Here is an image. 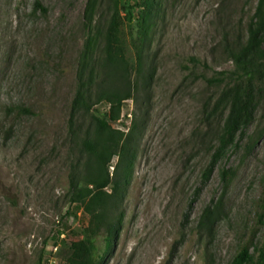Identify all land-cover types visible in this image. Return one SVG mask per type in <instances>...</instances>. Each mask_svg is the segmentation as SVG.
<instances>
[{
  "label": "rangeland",
  "instance_id": "rangeland-1",
  "mask_svg": "<svg viewBox=\"0 0 264 264\" xmlns=\"http://www.w3.org/2000/svg\"><path fill=\"white\" fill-rule=\"evenodd\" d=\"M91 1L0 0V264H36L40 257L62 264L88 225L70 204L68 176L79 155L76 141L93 129L81 114L70 127L82 52L102 28L87 26ZM94 3V20H108L110 0ZM120 3L123 17L128 4ZM258 3L162 1L146 43L149 79L110 124L124 133L134 126L133 159L118 237L104 264H231L243 246L257 254L264 238V102L208 172L227 111L223 103L215 112L220 93L206 79L232 69L221 47L224 33L245 38ZM131 35L135 22L122 28L119 44L134 65ZM94 109L107 113L109 105ZM254 134L261 137L246 154ZM223 170L232 172L227 187ZM216 208L208 230L201 217Z\"/></svg>",
  "mask_w": 264,
  "mask_h": 264
},
{
  "label": "trees",
  "instance_id": "trees-1",
  "mask_svg": "<svg viewBox=\"0 0 264 264\" xmlns=\"http://www.w3.org/2000/svg\"><path fill=\"white\" fill-rule=\"evenodd\" d=\"M128 8L121 16L120 0H110L111 14L97 21L93 18L94 0L87 10V26L96 28L95 37L88 38L79 63L77 75L78 89L72 102L70 124L76 114L89 115L93 129L76 141L78 158L71 166L68 176L69 201L81 208L89 222L81 229L80 239L69 246V255L62 264H104L107 253L116 242L121 217L118 213L123 199V190L133 159L131 148L133 128L124 133L115 130L111 123L118 121L124 102L134 100L135 95L148 81L144 74L145 50L149 33L155 27L163 0H126ZM35 9L45 13L46 9L35 3ZM135 22L136 37L129 42L135 50V63L131 65L120 48L121 30L126 24ZM222 51L231 63V70L217 73L206 79L209 87L218 90L220 97L215 104L225 103L226 117L216 130L213 160L208 172L224 152L236 145L235 138L255 120V112L261 101L264 102V0H259L254 18L247 26L245 38L224 33ZM97 52L98 57H95ZM191 65L198 61L191 58ZM109 105L107 113H100L94 106ZM20 114L30 115V110L17 108ZM264 110V104H263ZM214 112V113H215ZM212 116V115H211ZM72 133L74 139L76 132ZM254 134L245 146L248 154L260 139ZM116 163L109 171L113 160ZM225 187L232 176L229 170L221 173ZM264 203V202H263ZM218 209H206L201 217L203 227L210 230L215 222ZM104 243L101 252L100 242ZM256 255L249 247L239 249L231 264H264V238ZM36 264L43 263L38 258Z\"/></svg>",
  "mask_w": 264,
  "mask_h": 264
}]
</instances>
